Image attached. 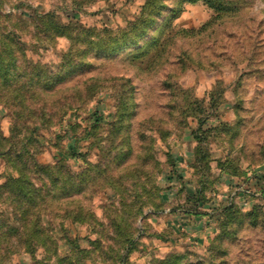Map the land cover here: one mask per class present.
<instances>
[{"label":"rangeland","instance_id":"374dc122","mask_svg":"<svg viewBox=\"0 0 264 264\" xmlns=\"http://www.w3.org/2000/svg\"><path fill=\"white\" fill-rule=\"evenodd\" d=\"M146 1L0 0V33L19 37L32 75L25 102L0 103V135L14 126L20 150L33 130L58 180L42 178L53 191L27 216L48 239L7 244L0 264H264V0H162L143 37L106 56L40 23L120 38ZM6 158L0 184L18 176Z\"/></svg>","mask_w":264,"mask_h":264},{"label":"trees","instance_id":"16d2710c","mask_svg":"<svg viewBox=\"0 0 264 264\" xmlns=\"http://www.w3.org/2000/svg\"><path fill=\"white\" fill-rule=\"evenodd\" d=\"M189 2H194L196 0H184ZM206 3H210L211 7L215 10H222V6L214 4L213 1L216 0H204ZM162 0H147L145 7L143 9V14L140 18L133 22L129 27V30L124 32L120 37H114L111 39L103 40L102 38H94V32L96 30L84 29L81 25H72L64 26L57 23L53 16L47 14L43 17H40L41 25L44 27V31L48 29L53 31L57 36H64L70 42L77 41L81 44H86L85 51H94L97 55H111L116 52L120 46H134L138 38L143 37L146 30L154 24V16L159 14V11L162 9ZM179 10L172 11L173 15L171 19L177 17L176 12ZM76 33L72 37V33ZM98 33L103 35L110 34L111 30L103 29L97 30ZM101 35V34H99ZM88 39L90 40H87ZM17 36L15 34L0 33V103H3L5 106H14L13 102L17 104H22L25 102L26 97L21 94V90L24 88L32 87V75H29L27 71L22 72L20 69V63L22 64L23 53L21 52V45L18 42ZM19 46V47H18ZM72 49H69L62 55V64L61 67L67 72H74V70L69 66V58L72 54ZM15 63V64H14ZM19 65V66H18ZM12 69V70H10ZM75 69V68H74ZM34 71L35 68L33 67ZM12 71V72H11ZM12 73V74H11ZM37 73V75H36ZM34 76H43L41 73L36 72ZM41 74V75H40ZM40 78V77H39ZM36 79L34 85H37L40 80ZM59 78L57 76H46L42 77L41 80L44 84H40L43 88H53L58 84ZM58 81V82H57ZM47 92V91H46ZM32 95H30L31 98ZM46 103L43 101L40 106V113L42 117L49 118V112L46 111L44 106ZM199 125L203 123L202 120L198 121ZM199 126V127H200ZM15 127L12 126L10 130V137L7 139L1 137L0 135V156L7 157L8 161L15 163L17 167L18 176L9 177L2 184H0V201L7 204L12 211V218L9 220L0 219V249L6 248L8 244L13 248H23L29 251L33 240V235L39 240L45 239V237H40L43 235V228L39 225V217H35L32 221H27V216L30 211H34L39 204H46L47 191H53L52 188H46L45 182L42 181V178H47L50 182L51 187L58 184V180L54 177L55 170L57 166L52 165H41L36 160L37 154H39V148L41 144L33 136L34 131H30V136L26 139L25 145L21 144L20 150H16V144L11 143L7 144L8 140H14V131ZM36 180L40 181L38 186L35 182ZM50 187V186H49ZM60 189L66 190L65 187ZM230 207L223 208V211L228 210ZM197 214V213H195ZM20 223V225H16ZM5 227L6 230L2 231L1 229ZM28 229V232L25 233L22 230ZM8 233V238L5 234ZM10 238V239H9ZM13 238L14 240H11ZM48 239V238H46ZM132 245L131 241L129 242L126 250L129 251ZM29 253H32L31 251ZM0 256V260H1Z\"/></svg>","mask_w":264,"mask_h":264}]
</instances>
